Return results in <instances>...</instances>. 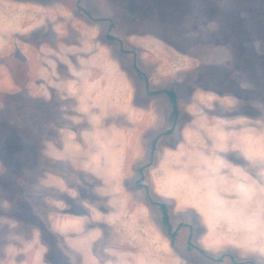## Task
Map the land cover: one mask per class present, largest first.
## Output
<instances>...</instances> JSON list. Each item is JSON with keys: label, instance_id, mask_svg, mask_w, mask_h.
<instances>
[{"label": "rangeland", "instance_id": "rangeland-1", "mask_svg": "<svg viewBox=\"0 0 264 264\" xmlns=\"http://www.w3.org/2000/svg\"><path fill=\"white\" fill-rule=\"evenodd\" d=\"M122 99L138 114L108 180L89 162L107 159L99 131ZM188 129L195 147L166 159ZM263 129L264 0H0V264H264L262 224L231 205L206 213L178 165L223 163L215 151ZM112 192L117 212L99 220L84 200ZM73 209L86 221L63 228Z\"/></svg>", "mask_w": 264, "mask_h": 264}, {"label": "bare ground", "instance_id": "bare-ground-1", "mask_svg": "<svg viewBox=\"0 0 264 264\" xmlns=\"http://www.w3.org/2000/svg\"><path fill=\"white\" fill-rule=\"evenodd\" d=\"M101 73V72H100ZM99 73V74H100ZM105 77V76H104ZM100 79V77H99ZM102 81H105V80H102ZM106 82V81H105ZM116 99H118L116 97ZM110 98L108 100L104 99V98H101L100 99V102L101 103H98L99 107L98 108H101L102 109V112H103V109L105 108L106 104L107 103V108H108V105L110 107V109L112 110L114 107L112 106V102ZM114 102V101H113ZM115 102H118V101H115ZM84 104V103H83ZM122 104L121 106L124 107L122 111H119L116 110L117 112H114L113 114H110L111 116L110 117V122L109 123V126L106 128V130L104 131L101 130L99 132H102L103 133V136L104 135H107V140L104 144H100L101 142H99V144L101 146H103L104 148V152L106 153V156H107V159H104V161H102V159L99 161V159L97 160V158L95 156H91L90 158H92V161L91 163L89 162V164L94 168V170L98 171V170H102L104 173H107L104 177L107 178L108 180L111 179V172H109V169L114 165L115 168L117 166V162L115 161V157H116V154L119 153L120 151L122 150H119L118 148V144L122 146V143L123 145H126V142L128 141V137L127 136L128 134L126 133L127 131L130 130L132 126V122H131V118L133 119L134 117V113H136L138 110L135 109V107H133V103L131 102H128L127 100H123L122 99V102L119 101V105ZM101 105V106H100ZM117 107V105H116ZM119 107V106H118ZM117 107V108H118ZM97 108V109H98ZM121 108V107H120ZM119 109V108H118ZM115 111V110H114ZM142 115L146 114L145 112L139 110ZM108 112V111H107ZM109 113V112H108ZM107 114V113H106ZM105 114V115H106ZM138 114V112H137ZM140 114V113H139ZM102 115V114H101ZM140 116V115H139ZM239 115H234L233 118H227L224 117L222 119H220V121H224L225 123H232L236 120H238V117ZM237 117V118H236ZM211 118V117H210ZM197 119V118H196ZM204 119V118H203ZM135 120V118L133 119V121ZM138 120H139V117H138ZM101 121H102V124L104 125L105 124V118H101ZM202 120H200L201 122ZM204 121V120H203ZM95 122V121H94ZM92 121V124L95 126V129L97 128L96 127V124L97 123H94ZM208 122V121H207ZM221 122V126H223L225 123H222ZM199 123V122H198ZM197 123V124H198ZM212 123V122H211ZM220 123V122H219ZM219 123L217 122H214L213 121V124L215 125L214 127H216V125ZM101 124V126H102ZM107 125V124H106ZM199 125V124H198ZM100 126V125H99ZM98 126V127H99ZM194 126V125H193ZM89 127V125H88ZM106 127V126H105ZM136 128V127H135ZM85 129V128H84ZM87 129V128H86ZM90 129V128H89ZM88 129V130H89ZM194 129V128H193ZM218 129V127H217ZM189 130V132H188ZM186 131H183L181 132V139L178 143L177 146H174V147H171V148H166L165 150V156H166V159L178 154L179 157H182V158H185V155L183 154V152L179 151V150H183L185 149L186 147L190 150H192L195 146L192 145L191 146V143L194 142L193 140V133H191V130L188 129ZM213 130V129H212ZM220 130V129H219ZM97 132V130H96ZM95 132V133H96ZM97 132V133H99ZM106 132V133H105ZM194 132V131H193ZM211 132V130H210ZM96 133V135H98ZM102 133H101V136H102ZM202 133V132H201ZM214 133V132H213ZM217 135H214L212 136V139H210V141L212 142H216L217 144H211V146H217L219 147L221 143V140L220 139H224V137L221 138L220 134H219V131L215 132ZM100 134V133H99ZM95 135V134H94ZM95 135V137H96ZM102 136V137H103ZM132 136V134H131ZM98 137V136H97ZM130 138V137H129ZM133 138H131L132 140ZM186 139H188V143L186 144ZM218 139V140H216ZM242 139V138H241ZM240 138L238 139L239 141L241 140ZM98 140V139H97ZM100 140V139H99ZM96 141V139H95ZM130 141V140H129ZM190 141V142H189ZM98 142V141H97ZM132 142V141H131ZM121 143V144H120ZM253 143V144H251ZM96 144V142L94 143ZM189 144V145H188ZM100 145H97L99 148L101 147ZM188 145V146H187ZM87 146V145H86ZM126 148V146H124ZM123 147V148H124ZM216 148V147H214ZM102 147L99 149L101 151ZM220 149V148H219ZM91 150V149H90ZM93 150V149H92ZM103 150V149H102ZM127 150V149H126ZM125 150V151H126ZM83 151V150H82ZM85 152V151H84ZM215 152H218V155L217 157L219 156L220 158L223 157L225 158V161H217V162H214L213 164L211 165H201L200 163L198 162H181V161H178V165H182V168L180 169L181 172L183 174H186L188 172V170L190 169L193 173H194V176L192 178V182L191 184L189 185L191 189H194V194L196 195V193H200L199 196L200 198L197 199V202L200 201L201 203V207H203L205 210L206 213L208 214H211L212 215V211L211 209H209V207L215 209L216 207H218V211L220 210H225V206L228 208L229 206L228 205H231L230 207H235L237 209V212L239 214V216L246 220L247 222H250V221H255L253 224H252V228L253 230H256V228H258L259 226L257 225H260L262 224L263 226V233L264 234V129L262 130V134L261 136L258 137L257 139V142H253L249 139L247 140H241L239 142V146L238 148H233L230 150L228 147L226 150H220V151H215ZM94 153V152H92ZM99 153V152H97ZM121 153V152H120ZM125 153V152H124ZM236 153H238L239 155H237ZM85 154V153H84ZM118 155V154H117ZM172 155V156H171ZM72 156V155H71ZM84 157V156H83ZM82 157V158H83ZM134 157V156H133ZM79 158V157H78ZM131 158V157H130ZM75 159V158H74ZM219 159V158H218ZM118 161V160H117ZM214 161V160H213ZM203 162V161H202ZM120 163V162H119ZM88 164V163H86ZM88 164V165H89ZM210 167V169H208V167ZM129 167V166H128ZM104 169V170H103ZM118 169V168H116ZM113 170V169H112ZM94 171V172H96ZM115 171V169H114ZM97 173V172H96ZM115 173V172H114ZM114 173H112L114 175ZM103 176V175H102ZM114 177V176H113ZM52 178V177H51ZM119 178V177H117ZM106 179L105 184L107 182H109L108 180ZM113 179V178H112ZM201 183V187L195 189V185L196 184H199ZM108 185V184H106ZM114 186V185H113ZM102 187V185H101ZM101 187L98 186L97 188L95 189H98V190H101ZM103 188V187H102ZM114 188V187H113ZM94 189V188H93ZM110 189V187H109ZM199 189V191H198ZM103 191V190H102ZM97 192V191H96ZM111 192V191H110ZM233 192L236 193L235 194V201L232 200V199H229L228 198V195H230V193ZM114 193V192H112ZM109 194V195H112ZM68 194V193H67ZM97 195V194H96ZM194 195V196H195ZM203 195V197H202ZM72 196V195H71ZM197 197V195H196ZM69 198V197H68ZM72 199V198H71ZM59 200V199H58ZM95 201H92V200H84V204L86 205H90L93 209H96L93 210L91 213L93 216H96L99 220H102V219H110L108 218V214H110L111 212H114L116 209L112 208V207H115V204L117 202V196L116 194L114 193L112 196H109V198H103V199H99V198H96L94 199ZM79 201V200H78ZM110 202V205L111 208H107V209H104L103 210V206H105V204L109 205L108 203ZM63 203V202H62ZM106 205V206H107ZM90 208V209H92ZM67 209V208H65ZM69 209V208H68ZM58 210V209H57ZM71 210V209H70ZM67 211V210H66ZM74 211V209L72 210ZM71 212H66V214L68 213L67 215V218H66V214L64 215V219H63V228H66L65 226H68L67 225V222L69 223H72L73 227L76 228V225H79L77 223H81L83 221H86L84 220V215L79 213H77L76 211H74V213ZM104 211V212H103ZM117 212V210H116ZM59 214V212H57ZM88 213V212H87ZM114 214V213H113ZM55 217L57 218L56 214H54ZM53 215V216H54ZM62 215V214H61ZM83 215V216H82ZM52 216V217H53ZM87 216V214H86ZM111 216V215H110ZM109 216V217H110ZM229 216V215H228ZM90 217H92L90 215ZM53 219V218H52ZM96 219V218H95ZM60 220V219H59ZM94 220V219H93ZM88 221V220H87ZM54 222V221H53ZM61 222V221H60ZM59 222V224H60ZM77 222V223H75ZM113 222V221H112ZM111 222V223H112ZM57 224V222H55ZM86 223V222H84ZM90 223V222H89ZM96 223V222H95ZM58 224V225H59ZM82 224V223H81ZM114 224V223H112ZM111 224V225H112ZM55 225V224H54ZM83 225V224H82ZM90 225V224H88ZM62 226V225H61ZM70 226V225H69ZM210 227H212V225L210 224L209 225ZM60 227V225H59ZM89 227H92V226H89ZM94 227V226H93ZM62 228V229H63ZM71 228V226H70ZM79 228V227H78ZM98 227H94V229H90V228H84V236L86 237L85 240L86 242L83 241L81 242L83 245L85 244V246L88 245V243H91V242H88V237L89 236H93L96 232ZM113 228V226H112ZM56 229V227H55ZM68 229V227L66 228ZM80 229V228H79ZM103 229V228H102ZM115 229V230H114ZM114 229H113V232L114 234L118 237L120 236L122 233L119 232L120 229L115 227L114 226ZM57 230V229H56ZM61 230V228H60ZM59 230V232H60ZM64 230V229H63ZM72 230H75V229H72ZM78 230V229H77ZM77 230H75L77 232ZM81 230V229H80ZM101 230V229H100ZM62 231V230H61ZM68 231V230H67ZM82 231V233H83ZM64 232L65 230L63 231V235H64ZM70 232V231H68ZM75 232V233H76ZM81 231H78L77 233H79ZM101 232V231H100ZM103 232V231H102ZM101 232V233H102ZM71 233V232H70ZM129 233V232H128ZM62 234V233H61ZM68 235V234H67ZM123 235V234H122ZM136 235V234H135ZM83 236V237H84ZM133 236V235H132ZM135 237V236H134ZM120 238V237H119ZM119 238L117 239V241L119 240ZM77 240V238H75ZM80 239V238H79ZM78 239V240H79ZM98 239V238H97ZM125 239V238H124ZM70 240V239H69ZM68 240V241H69ZM81 240V239H80ZM96 240V239H95ZM103 240V238H102ZM65 241V240H64ZM67 241V240H66ZM105 241V240H104ZM114 241V240H113ZM114 241V247L115 250L117 251V247H120L122 246V244L119 243V241ZM28 242V241H26ZM72 242V241H71ZM70 242V243H71ZM77 242V241H76ZM75 242V243H76ZM95 242V241H94ZM98 242V241H97ZM111 242V241H110ZM69 243V242H68ZM74 243V244H75ZM93 243V242H92ZM91 243V244H92ZM102 243V242H101ZM87 244V245H86ZM103 244V243H102ZM120 244V246H119ZM131 244V243H130ZM149 244V243H148ZM77 245V244H76ZM75 245V246H76ZM79 245V243H78ZM82 245V246H83ZM112 245V244H111ZM141 245V244H140ZM81 246V247H82ZM84 246V247H85ZM89 246V245H88ZM87 246V247H88ZM134 246V245H133ZM73 247V246H71ZM78 247V246H77ZM91 247V246H90ZM108 247V246H107ZM110 247V246H109ZM108 247V248H109ZM143 247V246H142ZM158 247V246H157ZM76 248V247H75ZM86 248V247H85ZM85 248H81L82 249H85ZM124 248V247H122ZM125 248H128V247H125ZM124 248V250H125ZM130 248V247H129ZM144 248V247H143ZM80 248L78 247V250ZM87 249V248H86ZM85 249V251H86ZM89 249V248H88ZM87 249V250H88ZM104 250V249H103ZM102 250V251H103ZM106 250V249H105ZM115 250H114V254H115ZM120 250V249H119ZM83 251V250H82ZM81 251V252H82ZM91 251V250H90ZM122 251V249H121ZM132 251V249H131ZM80 252V251H79ZM106 251H104L105 253ZM123 252V251H122ZM87 253V252H86ZM89 253V251H88ZM93 253V252H92ZM148 253V252H147ZM158 253V252H157ZM90 254V253H89ZM82 255V254H81ZM110 255V254H108ZM88 256V255H87ZM87 256H83V260L85 262L88 261L87 259ZM91 256V254H90ZM93 256V255H92ZM112 256V255H111ZM170 256V255H169ZM116 257V256H115ZM123 257V256H122ZM91 258V257H90ZM94 258V256H93ZM109 258V257H108ZM119 258H117L118 260ZM136 259V258H135ZM138 259V258H137ZM176 259V258H175ZM97 260V258L95 259V261ZM109 260V259H108ZM116 260V261H117ZM177 260V259H176ZM30 261V260H29ZM118 261H121L122 262V259L121 260H118ZM124 261V260H123ZM140 261V259H139ZM92 262V260H91ZM94 262V261H93ZM97 262V261H96ZM109 262V261H108ZM111 262V260H110ZM115 262V261H114ZM130 263V261H128ZM171 262V261H170ZM174 262V260H173ZM131 263H134V262H131ZM130 263V264H131ZM137 263V262H135ZM160 263V262H159ZM166 263V261H165ZM47 264V263H46ZM107 264V263H106ZM111 264H113L111 262ZM118 264V262H117ZM140 264H149V262L146 260H141ZM163 264V263H162Z\"/></svg>", "mask_w": 264, "mask_h": 264}, {"label": "trees", "instance_id": "trees-1", "mask_svg": "<svg viewBox=\"0 0 264 264\" xmlns=\"http://www.w3.org/2000/svg\"><path fill=\"white\" fill-rule=\"evenodd\" d=\"M139 71V70H138ZM166 92L168 93V95H169V97H170V99H171V101L173 102V103H175V97H174V93L171 91V90H166ZM176 110V106H175V104H173V111H175ZM162 208H163V210H164V204H162ZM163 220L166 222L167 221V215L164 213V215H163ZM167 223V222H166Z\"/></svg>", "mask_w": 264, "mask_h": 264}, {"label": "flooded vegetation", "instance_id": "flooded-vegetation-1", "mask_svg": "<svg viewBox=\"0 0 264 264\" xmlns=\"http://www.w3.org/2000/svg\"><path fill=\"white\" fill-rule=\"evenodd\" d=\"M152 200V199H151ZM158 201V199L156 200V202ZM149 202H150V200H149ZM159 203H155V205H157V207L158 208H160V210H162V212H163V208H162V204L163 203H161L160 201H158Z\"/></svg>", "mask_w": 264, "mask_h": 264}]
</instances>
